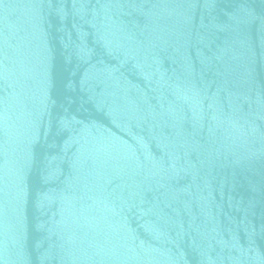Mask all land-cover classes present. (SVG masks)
<instances>
[{
    "label": "water",
    "instance_id": "obj_1",
    "mask_svg": "<svg viewBox=\"0 0 264 264\" xmlns=\"http://www.w3.org/2000/svg\"><path fill=\"white\" fill-rule=\"evenodd\" d=\"M0 264H264V0H0Z\"/></svg>",
    "mask_w": 264,
    "mask_h": 264
}]
</instances>
